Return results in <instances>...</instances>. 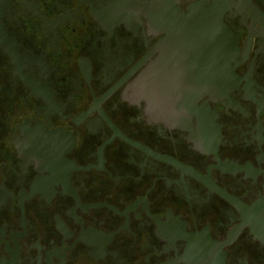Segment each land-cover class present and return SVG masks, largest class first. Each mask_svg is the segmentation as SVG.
I'll return each instance as SVG.
<instances>
[{"label": "flooded vegetation", "instance_id": "af4514ba", "mask_svg": "<svg viewBox=\"0 0 264 264\" xmlns=\"http://www.w3.org/2000/svg\"><path fill=\"white\" fill-rule=\"evenodd\" d=\"M0 264H264V0H0Z\"/></svg>", "mask_w": 264, "mask_h": 264}]
</instances>
